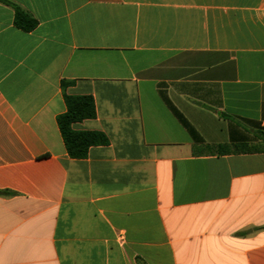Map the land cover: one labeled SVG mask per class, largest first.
I'll return each instance as SVG.
<instances>
[{
    "label": "crops",
    "instance_id": "1",
    "mask_svg": "<svg viewBox=\"0 0 264 264\" xmlns=\"http://www.w3.org/2000/svg\"><path fill=\"white\" fill-rule=\"evenodd\" d=\"M7 1L0 264H264V0Z\"/></svg>",
    "mask_w": 264,
    "mask_h": 264
},
{
    "label": "trees",
    "instance_id": "2",
    "mask_svg": "<svg viewBox=\"0 0 264 264\" xmlns=\"http://www.w3.org/2000/svg\"><path fill=\"white\" fill-rule=\"evenodd\" d=\"M0 3L9 5L13 8L14 24L17 28L23 31H30L35 27V20L18 6L7 0H0ZM62 85L64 86L66 83L63 82ZM63 99L66 110L57 117L56 122L68 156L73 159H83L86 157L90 147L107 145V137L100 132L75 131L71 128L73 123L95 117L93 98L90 96L64 95ZM9 194V192L0 191V195Z\"/></svg>",
    "mask_w": 264,
    "mask_h": 264
}]
</instances>
